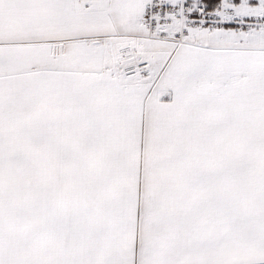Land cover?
<instances>
[{
  "label": "snow or ice",
  "instance_id": "1",
  "mask_svg": "<svg viewBox=\"0 0 264 264\" xmlns=\"http://www.w3.org/2000/svg\"><path fill=\"white\" fill-rule=\"evenodd\" d=\"M0 264H264V0H0Z\"/></svg>",
  "mask_w": 264,
  "mask_h": 264
}]
</instances>
